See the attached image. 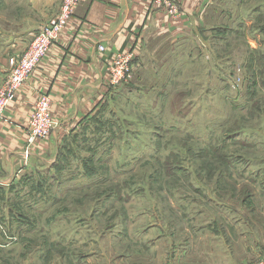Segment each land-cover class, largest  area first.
<instances>
[{
    "label": "rangeland",
    "instance_id": "1",
    "mask_svg": "<svg viewBox=\"0 0 264 264\" xmlns=\"http://www.w3.org/2000/svg\"><path fill=\"white\" fill-rule=\"evenodd\" d=\"M220 14L172 79L118 84L35 174L0 183V264H157L167 244L193 264L264 259V0Z\"/></svg>",
    "mask_w": 264,
    "mask_h": 264
},
{
    "label": "crops",
    "instance_id": "2",
    "mask_svg": "<svg viewBox=\"0 0 264 264\" xmlns=\"http://www.w3.org/2000/svg\"><path fill=\"white\" fill-rule=\"evenodd\" d=\"M62 1L0 0V80L10 67L8 57L28 49L40 26L59 12ZM240 2L177 0L178 12H172L154 0H82L0 119V183L17 180L23 172L35 174L38 160L58 152V140L70 139L90 125L120 86L110 84L108 65L115 53L133 51L132 77L137 87H151L155 74L166 83L172 79L168 73L181 67L177 54L184 53L186 35L224 23L220 13L226 5L232 10ZM100 44L105 51L98 49ZM42 93L50 95L54 129L48 138L37 139L26 156L28 119ZM166 249L170 251L158 255L157 264H177L179 258L182 264L194 263L195 246L177 247L181 253L168 244ZM96 260L90 256L83 264Z\"/></svg>",
    "mask_w": 264,
    "mask_h": 264
},
{
    "label": "built area",
    "instance_id": "3",
    "mask_svg": "<svg viewBox=\"0 0 264 264\" xmlns=\"http://www.w3.org/2000/svg\"><path fill=\"white\" fill-rule=\"evenodd\" d=\"M82 0H63L59 12L42 24L28 49L20 56L9 59L10 73L0 88V118L5 108L16 98V95L28 80L42 59L49 53L51 47L64 32L77 7ZM159 5H164L172 12H178L177 0H154ZM100 51H105L104 44L98 46ZM135 55L133 51H119L115 53L108 65L110 84L118 85L132 78V68ZM51 98L42 94L36 102L35 109L28 121L26 156L30 154V146L37 138L50 136L54 129L51 116ZM254 264H264V259Z\"/></svg>",
    "mask_w": 264,
    "mask_h": 264
},
{
    "label": "trees",
    "instance_id": "4",
    "mask_svg": "<svg viewBox=\"0 0 264 264\" xmlns=\"http://www.w3.org/2000/svg\"><path fill=\"white\" fill-rule=\"evenodd\" d=\"M67 142V140H65Z\"/></svg>",
    "mask_w": 264,
    "mask_h": 264
}]
</instances>
